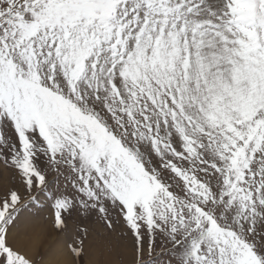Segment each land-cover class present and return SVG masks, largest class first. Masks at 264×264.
Returning a JSON list of instances; mask_svg holds the SVG:
<instances>
[{
	"label": "snow or ice",
	"instance_id": "obj_1",
	"mask_svg": "<svg viewBox=\"0 0 264 264\" xmlns=\"http://www.w3.org/2000/svg\"><path fill=\"white\" fill-rule=\"evenodd\" d=\"M0 264H264V0H0Z\"/></svg>",
	"mask_w": 264,
	"mask_h": 264
},
{
	"label": "rangeland",
	"instance_id": "obj_2",
	"mask_svg": "<svg viewBox=\"0 0 264 264\" xmlns=\"http://www.w3.org/2000/svg\"><path fill=\"white\" fill-rule=\"evenodd\" d=\"M42 216L44 215H47V210H44L42 213H41ZM54 236H55V233H50V234H46L45 237H44V242L46 244L48 243H52L53 240H54ZM87 259V258H86Z\"/></svg>",
	"mask_w": 264,
	"mask_h": 264
}]
</instances>
